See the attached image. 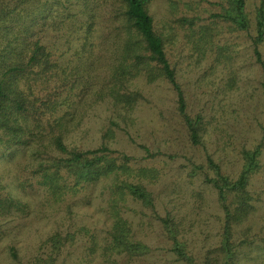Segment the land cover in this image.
<instances>
[{"label":"trees","instance_id":"16d2710c","mask_svg":"<svg viewBox=\"0 0 264 264\" xmlns=\"http://www.w3.org/2000/svg\"><path fill=\"white\" fill-rule=\"evenodd\" d=\"M153 1L0 0V149L7 150L8 157L19 151L27 155L25 163L17 169V186L25 195L28 191H36L40 196L39 204L63 202L69 205L70 198L87 194L95 185L110 180L106 188L113 212L112 225L102 244L94 240L88 247L92 255H99L108 264H120L121 258H140L150 252V247L136 238L131 222L120 212L119 203L127 197L152 210L171 243L170 250L178 259L193 264L196 261L182 238L181 224L176 216L170 211L165 214L158 211L154 192L144 182L145 178H157L155 167H135L134 156L112 148L109 140L115 136L114 129L105 132L102 144L96 148L84 149L66 142L80 109L97 100L110 99L115 107L131 112L145 99L141 90L133 88L135 79L143 77L149 84L166 81L176 93L178 111L190 140L193 144H202L205 117L202 113L189 112L186 93L168 56L167 45L184 31L193 50L202 53L203 57L208 52L215 53L217 65L230 66L234 61V50L228 35L245 32L252 40L257 61L264 72L260 51L264 43V0L256 8L254 35L250 33L252 23L247 0H215V11L210 16L204 17L198 10L193 15L182 14L175 18L169 32L157 29L151 13ZM80 4L90 16L86 21L89 24L87 38L92 33L93 12L97 8L110 10L118 22L112 55L89 60L90 65H94L98 58H107V73L96 89V98L90 97L88 88L80 87L84 79L78 69L63 65L44 42L50 25L54 24L55 29L60 23L66 26L68 21L75 25L73 18L77 16L70 12ZM189 4L185 3L186 6ZM56 6L61 11L60 16L54 15L58 12ZM80 27L85 29V25ZM87 45L88 41L83 42V52L92 55L94 51H88ZM90 45L96 48L94 43ZM233 84L231 76L230 85ZM262 88L264 93V76ZM112 123L118 125L115 121ZM144 148L147 158L164 154ZM241 155L242 168L236 178L225 173L210 155L207 165L191 163L190 175L202 174L204 182L212 185L223 212L220 244L209 252L215 255H208L202 264H242L243 253L241 245L235 241V228L256 209L250 184L262 167V144L253 149H242ZM7 188L0 179V218L14 220L29 216L32 201L20 198ZM66 240L58 231L47 237L42 245L48 251L44 263L55 264ZM11 254L18 259L14 247H11Z\"/></svg>","mask_w":264,"mask_h":264},{"label":"rangeland","instance_id":"374dc122","mask_svg":"<svg viewBox=\"0 0 264 264\" xmlns=\"http://www.w3.org/2000/svg\"><path fill=\"white\" fill-rule=\"evenodd\" d=\"M186 2L191 4L186 6ZM214 2L154 0L151 13L157 29L169 32L175 18L182 14L193 15L198 10L202 16H210L215 11ZM260 3L261 0H247L251 35L255 34L256 8ZM55 9L58 12L54 15L60 16L59 7ZM72 10L70 13L77 16L73 18L75 25L69 21L66 26L58 22L60 25H56V29L54 24L50 25L44 42L63 65L78 69L84 79L80 87L88 88L90 97L96 98V89L107 73V58H98L96 61L100 62L95 61L94 65H90L89 60L112 55L118 22L110 10L97 8L93 12L95 24L87 38L89 13L84 12L81 4ZM83 25L85 29L80 27ZM228 38L234 50V61L230 66L217 65L215 53L208 52L203 57L202 53L193 50L184 31L167 45L168 56L186 93L189 112L202 113L205 117L202 144H193L190 140L171 85L166 81L149 84L143 77L133 81V88L141 90L145 96L133 111L115 107L110 99L86 104L75 117L73 131L66 142L84 149L96 148L102 144L105 132L112 128L115 131L114 138L109 140L112 148L134 156L135 167H155L157 178H145L144 182L154 192L158 211L161 214L172 212L181 224L182 238L194 255L195 264H202L208 255H215L209 252L220 244L223 212L212 185L204 182L202 174L190 175L192 161L207 165L210 155L225 173L236 178L242 168V149H253L262 144V167L250 184L256 209L236 226L235 241L241 245L242 264H264V72L248 33H234ZM85 41L89 44L87 50L94 51L92 55L84 54L82 45ZM90 43L96 48H91ZM260 51L264 60V43ZM231 76L233 86L230 85ZM144 146L164 154L147 158ZM7 155V150L0 149V179L8 191L32 201V212L26 218H0V264H47L44 261L48 251L42 245L56 231L68 240L55 264H108L99 255H92L88 247L94 240L102 244L112 225L113 212L106 188L110 180L95 185L87 194L70 198L69 205L63 202L39 204L40 196L36 191H28L25 195L17 186V169L25 163L27 155L22 151L13 157ZM119 208L131 222L136 238L150 247L147 255L121 258L120 264H193L178 259L170 250L171 243L151 209L132 197L121 201ZM11 247L15 248L18 259L13 258Z\"/></svg>","mask_w":264,"mask_h":264}]
</instances>
